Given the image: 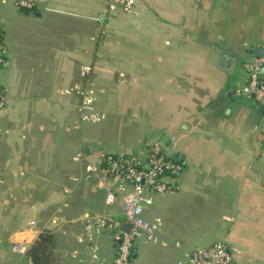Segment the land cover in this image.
<instances>
[{"label":"crops","instance_id":"crops-1","mask_svg":"<svg viewBox=\"0 0 264 264\" xmlns=\"http://www.w3.org/2000/svg\"><path fill=\"white\" fill-rule=\"evenodd\" d=\"M1 1L20 20L8 37L0 24V264H37L30 249L43 231L54 245L39 264H114L127 224L121 203H106L100 180H114L102 155L146 159L155 143L183 171L141 211L161 221L158 240L140 237L131 264H188L215 242L232 264H264V110L246 69L264 55V0H137L133 12L107 0L35 11ZM77 83L97 90L103 121L81 122V98L66 92ZM99 216L115 225L88 237ZM20 241L25 254L13 251Z\"/></svg>","mask_w":264,"mask_h":264},{"label":"built area","instance_id":"built-area-1","mask_svg":"<svg viewBox=\"0 0 264 264\" xmlns=\"http://www.w3.org/2000/svg\"><path fill=\"white\" fill-rule=\"evenodd\" d=\"M47 0H12L18 9L35 11L39 5ZM137 0H107L109 10H122L133 12ZM7 50L0 41V68L6 64ZM249 92L255 97L264 110V55L254 56L247 64ZM92 67L84 65L80 68V76L87 80ZM68 94H77L81 98L79 104V118L81 122L97 123L105 119V114L96 108L97 90L87 83H77L66 90ZM8 92L0 82V108L7 104ZM83 157L79 153L75 159ZM103 170L114 180L113 184H106L102 179L100 185L106 191V203L113 205L121 203L125 215V224L128 230H120L117 236V256L114 264H131L133 249L140 237L157 241L156 231L161 221H149L142 217L141 211L145 206L153 203L155 194L172 192L177 188L175 178L183 171L182 163L172 157L159 143L150 147L146 159L130 153L102 155ZM89 172L97 169L87 165ZM35 222H33L34 224ZM111 220L99 216L88 221L86 234L91 237L93 232H99L105 227L114 226ZM120 224H117V226ZM50 226L46 225L45 230ZM83 240L84 237H79ZM25 241L16 242L13 251L25 254L27 251ZM232 254L224 242H215L203 246L188 254V264H232Z\"/></svg>","mask_w":264,"mask_h":264},{"label":"rangeland","instance_id":"rangeland-1","mask_svg":"<svg viewBox=\"0 0 264 264\" xmlns=\"http://www.w3.org/2000/svg\"><path fill=\"white\" fill-rule=\"evenodd\" d=\"M17 14H19L15 7L13 5H11L10 3H3L0 0V24L2 26H5L6 28V36L8 37V35L11 33L12 29L13 32L16 30V27L18 26V22L20 20V18H17ZM5 37V38H7ZM119 208L118 204H115L113 206H109L108 208ZM120 210V208H119Z\"/></svg>","mask_w":264,"mask_h":264},{"label":"trees","instance_id":"trees-1","mask_svg":"<svg viewBox=\"0 0 264 264\" xmlns=\"http://www.w3.org/2000/svg\"><path fill=\"white\" fill-rule=\"evenodd\" d=\"M52 234L50 231H43L38 241L30 249V254L37 264L41 263V260L45 258V253L53 248L54 238Z\"/></svg>","mask_w":264,"mask_h":264},{"label":"water","instance_id":"water-1","mask_svg":"<svg viewBox=\"0 0 264 264\" xmlns=\"http://www.w3.org/2000/svg\"><path fill=\"white\" fill-rule=\"evenodd\" d=\"M2 34H3V28L0 26V39H1V37H2ZM124 228H125L126 230H128V229H129V226H128V225H124ZM132 252L134 253V249H133ZM181 264H186V263L182 262Z\"/></svg>","mask_w":264,"mask_h":264}]
</instances>
